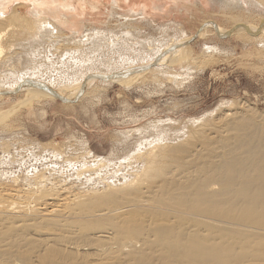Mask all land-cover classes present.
I'll return each instance as SVG.
<instances>
[{
  "label": "bare ground",
  "instance_id": "6f19581e",
  "mask_svg": "<svg viewBox=\"0 0 264 264\" xmlns=\"http://www.w3.org/2000/svg\"><path fill=\"white\" fill-rule=\"evenodd\" d=\"M217 1L222 9L244 2L264 10V0ZM30 5V18H23L15 7L4 14L0 2V99L18 95L24 104L58 98L72 103L94 94L97 86L121 83L127 89L149 76H170L172 63L191 60L190 40L209 31L264 42V16L230 15V27L208 23L199 35L180 30L157 44L138 38L139 28L130 25L110 36L100 29L79 35L66 0ZM103 48L113 50L119 62L103 66V59L90 56ZM234 111L219 113L212 123H192L182 137L157 140L145 151L133 147L125 163L115 164L121 169H108L111 176H103L111 161L93 158L82 142L81 151L87 152L82 156L97 159L92 165L83 163L78 150L81 158L64 159L71 173L48 166L52 174L83 182L82 190L70 189L74 184L67 178L62 182L69 187L56 184L47 167L22 179L9 174L13 184L21 183L14 190L0 185V264H264V123ZM51 147L45 158L53 165L59 149ZM101 203L106 207L99 208Z\"/></svg>",
  "mask_w": 264,
  "mask_h": 264
},
{
  "label": "rangeland",
  "instance_id": "374dc122",
  "mask_svg": "<svg viewBox=\"0 0 264 264\" xmlns=\"http://www.w3.org/2000/svg\"><path fill=\"white\" fill-rule=\"evenodd\" d=\"M31 1L0 0L4 3V14H9L15 7L17 14L23 18L31 16ZM225 1L228 3L231 0ZM220 2L217 0H201V3L199 0H66V3L70 4L69 18L75 22V25L81 27L77 32L79 35H84L93 29H100L110 36L112 31L117 34L130 25L139 28L138 38L141 40L154 39L151 41L153 43L163 42L168 36H172L180 30L190 34L189 36H194L196 32L199 35L202 25L208 23L230 27L232 22L229 16L234 14L243 17L252 15L257 19L259 16H264L262 6L259 8L243 2L241 7L227 6L222 9ZM130 9L143 10L142 15L131 16ZM128 15L135 22L125 21L129 19ZM63 33L72 32L63 30ZM190 42L191 60L189 59L188 63H172L170 67L173 69L172 73L169 72L170 76L157 77L156 79L149 76L143 82L133 84L127 89L121 83H114L105 88L102 85V87L97 86L94 94L81 98L79 101H72V103L64 102L58 98L52 102L44 103V101L32 100V102L24 104V98L18 95L3 96L0 99V118L3 119L0 120V141L2 140L0 142V158H2L0 159V172H2L0 185L14 190L20 187L21 181L13 184L11 180L13 173L22 179L27 174H37L36 172L40 171L38 169L45 167L49 168L46 170L49 172L51 169L48 166H53V169L56 167L53 170L55 172L57 169L64 168L62 170L71 173L67 171L68 168L65 165L67 161L64 159L68 156L70 158L71 156L76 157V155L79 157L78 152L84 150V146L93 158L97 156L105 159L103 162L111 161L109 164L113 166L110 167L108 164L106 169L113 168V172H115V170L121 169H115V164L119 161L125 163L124 160L130 156L133 147L144 150L155 145L154 142L157 140L168 138L167 141H169L175 137H182L186 134L181 132L182 129H187L188 126L192 129L196 123L201 121L215 122L216 118L227 110L245 112L251 116L252 120H260L264 123V42L259 44V42L244 40L243 36H223L210 31L200 37H194ZM103 50L93 51L95 54H90V56L92 55L93 59L96 56L100 61L103 59L101 62L104 64L103 66L113 63L114 59L119 62L113 50L107 48H103ZM8 112L10 113L6 115ZM1 121L4 123L2 124ZM151 123L153 124L150 125ZM154 128L158 130H154ZM160 135L164 136V139H161ZM43 142L48 143L49 146ZM82 142H84V146L81 145ZM50 147L51 149L58 148L61 151H57L59 154L55 156L56 160L54 157H50L54 160H52L53 165L45 158L50 156L45 154L47 153L45 151ZM86 153L81 151L80 155ZM58 155H61L63 159L57 160ZM83 158L85 157L82 156L81 159L83 160ZM91 158L87 159L86 157L83 163L87 162L86 165H92L91 162L93 163L97 159ZM39 160L40 163H44L38 164ZM8 163H11L9 165L12 167L8 166ZM58 163L63 165L57 167ZM39 166L40 168H38ZM34 169L36 170L34 171ZM4 170L8 175L4 173ZM108 172L111 171L108 170ZM109 173L105 174L104 171L103 176H111L112 174ZM117 173L118 175L115 174V176L117 175L119 179L122 172L120 170ZM51 175H53L52 179H55L53 182L55 181L56 184L60 181L59 185H67L62 182L63 178H67L68 183L74 184L73 188L70 186V189L77 191L84 188L81 187L83 182H75L78 185L82 184L81 186L73 183L74 178L71 174L64 177L59 173L56 174L58 176L52 173ZM75 185L78 188L75 189ZM67 186L69 187V185ZM86 202L95 208L91 203H88V200ZM48 206L51 207L48 204L47 208H49ZM98 207L106 206L101 203ZM263 239H261L262 242H264Z\"/></svg>",
  "mask_w": 264,
  "mask_h": 264
},
{
  "label": "water",
  "instance_id": "95a60500",
  "mask_svg": "<svg viewBox=\"0 0 264 264\" xmlns=\"http://www.w3.org/2000/svg\"><path fill=\"white\" fill-rule=\"evenodd\" d=\"M62 100V99H61Z\"/></svg>",
  "mask_w": 264,
  "mask_h": 264
}]
</instances>
